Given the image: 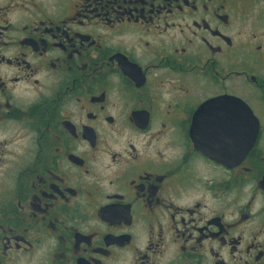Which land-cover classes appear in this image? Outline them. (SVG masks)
<instances>
[{"label": "flooded vegetation", "instance_id": "obj_1", "mask_svg": "<svg viewBox=\"0 0 264 264\" xmlns=\"http://www.w3.org/2000/svg\"><path fill=\"white\" fill-rule=\"evenodd\" d=\"M0 264H264V0H0Z\"/></svg>", "mask_w": 264, "mask_h": 264}, {"label": "water", "instance_id": "obj_2", "mask_svg": "<svg viewBox=\"0 0 264 264\" xmlns=\"http://www.w3.org/2000/svg\"><path fill=\"white\" fill-rule=\"evenodd\" d=\"M214 105L216 109L220 106V116H224L223 120L227 122L226 127L232 131V153H239V151L241 153L243 151L242 146H237L236 144L245 146V143L250 141V137L252 139L255 133V125L252 133L249 126L241 127L239 124L244 119L250 122V116H253L250 108L244 101L235 96H232L231 99L221 97L215 101ZM235 138L240 141L235 143Z\"/></svg>", "mask_w": 264, "mask_h": 264}]
</instances>
